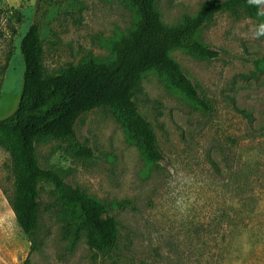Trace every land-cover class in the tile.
<instances>
[{"label":"rangeland","instance_id":"rangeland-1","mask_svg":"<svg viewBox=\"0 0 264 264\" xmlns=\"http://www.w3.org/2000/svg\"><path fill=\"white\" fill-rule=\"evenodd\" d=\"M39 1L0 0V119L18 103L19 43L42 13ZM212 1L157 0L155 10L163 24L176 25ZM41 6L48 74L88 55L111 58L113 45L136 22L124 0H44ZM261 23L264 15L242 8L220 13L198 34L217 58L171 52L200 87L207 111L154 73L141 79L134 100L156 135L159 163H150L103 108L78 118L75 142L35 144L42 168L106 207L117 224L112 251L90 250L84 235L73 243L65 238L68 219L49 184L39 185L31 251L9 203L14 177L10 154L0 146V264H264V37L254 35Z\"/></svg>","mask_w":264,"mask_h":264},{"label":"trees","instance_id":"trees-1","mask_svg":"<svg viewBox=\"0 0 264 264\" xmlns=\"http://www.w3.org/2000/svg\"><path fill=\"white\" fill-rule=\"evenodd\" d=\"M134 10L136 22L112 47V57L85 61L48 74L42 63V27L44 0L39 1L33 23L21 38L19 53L24 69L18 103L14 111L0 119V146L10 154L14 190L9 203L21 233L31 242L38 218L39 185L53 187L54 197L62 209L65 238L73 243L81 235L90 250L112 251L118 235L115 220L106 207L78 187L66 183L54 170L39 164L35 144L45 138L75 142V124L80 116L98 108L109 111L121 123L127 138L141 148L148 161L163 160L150 121L136 104L135 93L141 79L154 73L167 86L190 101L196 108L209 110L201 89L171 57L174 50L203 59L218 53L198 40L202 27L217 14L245 9L262 19L259 7L248 0H214L193 16H185L176 25H166L155 10L157 0H124ZM87 155L89 150L80 146Z\"/></svg>","mask_w":264,"mask_h":264},{"label":"clouds","instance_id":"clouds-1","mask_svg":"<svg viewBox=\"0 0 264 264\" xmlns=\"http://www.w3.org/2000/svg\"><path fill=\"white\" fill-rule=\"evenodd\" d=\"M249 4L260 7L264 5V0H248ZM260 15H264V11L259 12ZM255 38L264 37V23L259 24L254 32Z\"/></svg>","mask_w":264,"mask_h":264}]
</instances>
